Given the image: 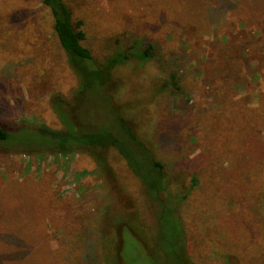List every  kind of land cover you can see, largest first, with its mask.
I'll return each mask as SVG.
<instances>
[{"label": "rangeland", "instance_id": "obj_1", "mask_svg": "<svg viewBox=\"0 0 264 264\" xmlns=\"http://www.w3.org/2000/svg\"><path fill=\"white\" fill-rule=\"evenodd\" d=\"M64 1L95 62L135 41L156 52L82 91L42 0H0V128L11 131L0 142V264H264V0ZM116 115L166 172L197 175L182 227L158 224L157 200L113 149L101 167L45 147L67 119L120 135Z\"/></svg>", "mask_w": 264, "mask_h": 264}, {"label": "trees", "instance_id": "obj_2", "mask_svg": "<svg viewBox=\"0 0 264 264\" xmlns=\"http://www.w3.org/2000/svg\"><path fill=\"white\" fill-rule=\"evenodd\" d=\"M42 2L51 12L52 28L61 48L65 50L69 62L76 69V72L80 76H83V80L86 81L82 86V91L96 87V85L107 88L108 84H111L112 79L110 72L116 66L124 65L133 59L145 62L154 58L156 51L153 45H144L141 41H135L124 50L121 49L122 51L118 54L114 52L103 61L95 62L90 50L83 45L85 33L82 29V21L73 20L71 10L65 4V1L42 0ZM3 24L4 21L0 19V28ZM93 68L95 69L92 70ZM174 78L175 76L171 75V79ZM114 121V128H120L122 134L117 135L115 130H113L112 124L101 126V133L99 131H95V133H83L77 129V122L73 119H67L64 121V128L61 131L48 133L50 135L45 140L47 142V146L45 147L52 148L58 153H87L97 158L101 167L105 151L113 149L127 161V165L143 185L146 194L157 200L160 209L158 224L170 225L175 223V221L179 223L181 218H179L178 206L188 198L190 192L197 185V175L195 173L190 174L191 183L187 184L184 180L188 175L187 173L181 172L180 180L177 175L166 172L164 164L160 160H157L153 150L146 147L143 141L138 138L132 125L124 116L116 115ZM250 128L249 140L252 143H250L249 148L252 150L254 147L257 161H259L262 156L261 142L259 141V137L255 135L256 133H254L255 128ZM10 134L11 131L0 128V142L5 141ZM257 144H260V149L256 148ZM256 156L252 155L251 152L247 162L254 161ZM179 187H181V191L174 193L173 188L178 189ZM242 192L244 191L242 190ZM161 193H163V196L160 198L158 195ZM105 218L106 220L111 218L112 221L114 218V222H116V216H106ZM182 225L181 219V227ZM128 241L130 242L129 239L126 242ZM123 243L121 249L122 247L124 248ZM176 261L177 264H188L186 258L182 259L178 257Z\"/></svg>", "mask_w": 264, "mask_h": 264}]
</instances>
